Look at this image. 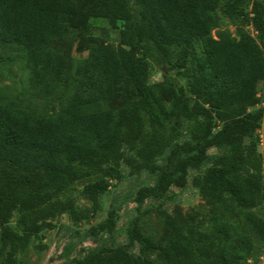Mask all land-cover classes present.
Masks as SVG:
<instances>
[{
    "label": "trees",
    "instance_id": "1",
    "mask_svg": "<svg viewBox=\"0 0 264 264\" xmlns=\"http://www.w3.org/2000/svg\"><path fill=\"white\" fill-rule=\"evenodd\" d=\"M135 1L138 18L130 0H0V44L24 51L38 94L61 98L57 110L34 112L0 92V264H21L18 253L43 229L54 228L57 216L80 219L98 210L109 187L106 176L120 173L122 163L132 174L154 177L138 192L142 203L185 187L190 169L207 161L212 147L222 151L193 176V185L216 202L236 201L264 242V217L255 211L264 204V149L258 148L264 106L253 109L264 81V0ZM222 16L237 25V37L219 27ZM92 17L122 21L118 41L96 39L70 74L55 42ZM153 65L162 80L151 81ZM175 69H184L187 88L166 80ZM83 179H90L83 193L91 208L61 197ZM15 211L21 231L10 224ZM202 223L185 230L174 220L160 240L134 224L127 243L139 244L140 253L99 247L72 262L238 263L250 236L242 234L232 253L229 230H204ZM116 226L112 209L88 233H112Z\"/></svg>",
    "mask_w": 264,
    "mask_h": 264
},
{
    "label": "rangeland",
    "instance_id": "2",
    "mask_svg": "<svg viewBox=\"0 0 264 264\" xmlns=\"http://www.w3.org/2000/svg\"><path fill=\"white\" fill-rule=\"evenodd\" d=\"M227 1L222 0V4ZM130 6L135 17L138 18L139 5L135 0H130ZM122 25V21L114 24L107 18L92 17L86 24L80 23L72 27L65 33L63 41L55 42L56 46L66 53L70 74H73L77 62L88 55L89 47L96 39L117 43L118 30ZM219 27L237 37V25L229 18L222 16ZM246 28L253 33L250 25ZM215 32L216 29L213 30L214 34ZM195 51L201 54L202 46L197 44ZM163 77L161 68L153 65L151 81L162 80ZM166 80L169 83L182 85L184 88H187L189 82L184 69L172 70ZM0 92L7 93L19 106L34 112H53L60 107L61 103L60 93L51 96L40 95L30 84V68L24 51L17 45L0 44ZM259 95L260 103L253 109L264 106V81L260 83ZM66 96L67 94L64 95V99ZM263 134L264 119L260 129L262 137L258 146L260 151L264 149ZM221 151L220 147H212L209 150L208 160L199 167L190 169L189 181L185 187L173 186L169 195L161 198L149 197L142 203L136 201L138 192L143 186L153 184L154 177L147 172L132 174L129 167L122 163L119 167L120 173L106 176L109 187L101 197L99 209L90 211L87 217L80 219H73L67 213L57 216L54 219V228L43 229L32 239L25 251L18 253L21 264H75L72 262L74 258L82 257L99 247L124 246L134 253H140L139 244L130 246L127 243V232L130 226L138 224L145 233L155 240H160L174 220L182 224L185 230H189L200 221H203L204 230L225 226L231 233L232 253L239 250L241 235L248 234L251 244L236 264H264V242L257 238L256 233L246 223L237 202L232 198H228L225 202H216L203 196L192 183L193 176L202 173L210 165V160ZM90 179L76 181L70 189L61 193V197L74 199L79 207L91 208L92 201L83 193L84 186ZM112 209L116 214V229L112 233L90 235L88 233L90 227L104 220ZM255 211L264 217V204L256 207ZM18 216V211H15L10 224L17 231H21ZM215 218L220 220L217 225L213 224ZM42 245L47 247L42 249ZM150 253L156 257L155 251Z\"/></svg>",
    "mask_w": 264,
    "mask_h": 264
}]
</instances>
